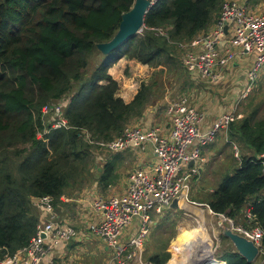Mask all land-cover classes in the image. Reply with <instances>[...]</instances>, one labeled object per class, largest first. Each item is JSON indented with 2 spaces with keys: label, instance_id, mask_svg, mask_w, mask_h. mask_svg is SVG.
Returning <instances> with one entry per match:
<instances>
[{
  "label": "trees",
  "instance_id": "obj_1",
  "mask_svg": "<svg viewBox=\"0 0 264 264\" xmlns=\"http://www.w3.org/2000/svg\"><path fill=\"white\" fill-rule=\"evenodd\" d=\"M134 1L0 0V247L11 254L36 233L39 211L33 197L51 195L57 206L68 189L81 188L97 172L90 166L96 145L84 139L83 130L94 139H112L152 101L155 84L142 83L129 102L116 96L119 83L108 66L126 57L174 73L175 51H180L174 42L191 41L206 31L224 0H157L141 32L102 54L96 45L115 35L122 13ZM154 27L166 28L169 39L156 35ZM96 55L100 63L88 74ZM59 100L65 101L66 125L51 128L44 124L42 109ZM260 105L229 125L226 142H238L247 152L202 202L235 221L251 206L264 229V174L254 162L264 151ZM46 127L44 141L38 132ZM113 166L105 165L99 183L112 180ZM221 239L224 248L227 238ZM225 254L232 257L226 264H255L233 250ZM169 258L164 250L148 262L165 264Z\"/></svg>",
  "mask_w": 264,
  "mask_h": 264
},
{
  "label": "built area",
  "instance_id": "obj_2",
  "mask_svg": "<svg viewBox=\"0 0 264 264\" xmlns=\"http://www.w3.org/2000/svg\"><path fill=\"white\" fill-rule=\"evenodd\" d=\"M151 30L169 39L166 28L154 27ZM174 44L182 52L184 69L210 81L219 80L221 72L234 59L253 54L254 60L244 74L245 85L250 90L264 74V11L252 9L239 0H225L208 31L191 41ZM50 111L52 107L49 105L42 109L44 124L48 122L51 128L66 125L62 116L57 120L49 117L48 121L46 116ZM166 114L170 128L165 136L156 128L128 125L118 136L104 141L92 138L88 131L83 130L85 140L99 146L106 155L124 151L140 153L150 149L155 158L147 166L132 170L123 194L90 200L91 218L85 222L84 230H77L67 219H59L53 196L33 197L32 203L39 211L36 233L12 254L7 248L0 247V264H54L52 253L80 232L99 238L110 249L111 264H152L142 259L143 243L152 224L151 212L160 214L175 198L180 200L187 194L189 177L199 175L205 163L203 147L228 131L236 119V108L223 111L210 126L203 128L206 113L197 109L189 96L181 95L168 103ZM50 127L38 132V137L46 141L45 135ZM234 150L237 157L236 144ZM254 162L262 166L264 174V151L256 155ZM219 215L230 222L232 231L255 244L258 249L256 258L264 264V229L256 222L252 207L244 209L243 224H235L239 220ZM134 220L138 221L137 229L135 233L128 234ZM218 262L214 259L213 264Z\"/></svg>",
  "mask_w": 264,
  "mask_h": 264
},
{
  "label": "rangeland",
  "instance_id": "obj_3",
  "mask_svg": "<svg viewBox=\"0 0 264 264\" xmlns=\"http://www.w3.org/2000/svg\"><path fill=\"white\" fill-rule=\"evenodd\" d=\"M217 17L218 16H216L213 21H215ZM213 23L214 22H212L210 25H212ZM208 30L209 29H207L206 31ZM175 53L178 58V63L176 65V70L173 74H168V72L162 68L152 72V69L155 68L149 67L148 65H146L148 68L126 67L124 69H121L119 79L122 81L124 78H130L131 86L135 87L137 91L142 83H145L147 85H156V92H154L153 94V99L144 109L143 113L137 117H133L128 123L124 125V127L128 125H145L144 121L148 113H150V109L156 110V124L163 122L166 119V117L164 116V111L168 103L181 95L189 96V98L193 101V104L197 107V109L202 111L203 108L212 109L214 114L235 107L236 118L249 113V111H251L255 106L261 104L259 114L261 116H264V74L256 81V83L251 87L250 90H247L244 76L241 74V72H229L228 69H224L221 72L222 76L217 81L204 80L202 78L193 77L191 75L190 78L181 63L182 52L176 50ZM100 60L101 59L99 55L93 57L91 65L90 67H88V74H91L96 64L98 62L100 63ZM118 60H114L108 66V71H114V65L118 62ZM155 75H160L162 77L167 76V79L170 80V82L168 80L165 81V84H167L168 86V90L162 89L163 84L159 83V81L154 79ZM173 76H175L176 78H173ZM86 94L87 92H85L81 96V99L84 98ZM165 95L168 96L167 99H165ZM63 102L65 101L59 100L57 102L48 104L52 107V111H50L48 116H46V118H48V121L49 117L57 118L58 116H62L64 110ZM47 123L48 122H46L45 124ZM151 125L153 126L155 124L153 123ZM226 141H228L227 132L220 134L215 140V143L209 145L206 148V151H212V153L215 154L211 156L209 164H207L203 168V170L200 171L199 177H189L188 192L179 200V207L175 209L165 207L161 213V218L159 216L153 217V220H156L157 224H159L160 229H151V234L149 238V232L147 233L146 240H144L143 243V261L146 262V256L149 254V252L144 250L146 247H148L150 251H153L154 249H156L157 251L158 247H163L165 244H168V251L171 248L173 251V256L171 255V258L167 262V264H193L192 262L196 264L198 261H202L203 263H205L208 262L210 256L214 258L224 251L220 236L221 234H223L222 228L224 226L230 228V222L221 217L220 215H214L212 213L211 215H209L208 213H210L211 210L209 209V207L206 206L207 203L202 201L205 200L208 194L214 190L221 176L227 172H230V170H232L235 165H238L242 154L247 152L242 148V146L238 142L230 140V144ZM234 144H236V146L238 147L237 157L235 155ZM105 157L106 154L100 149L99 146H96L94 149H92V161L90 162V166H92L91 170H94L95 168H101L103 164L109 163V160L105 159ZM111 164L113 165V162H111ZM90 184L91 183H84L79 189L70 188L65 194L77 198L76 192L81 191V189L83 188H89ZM88 200H90V198H88L87 201ZM79 211H75L77 215ZM58 214L59 219H67L68 222L73 225V212L59 211ZM244 221V217H241L239 218L238 223L235 224H243ZM73 222L75 223L74 227L76 228L77 223L75 221ZM85 227L86 223L83 224V228L76 229L80 231L84 230ZM191 229L197 230L195 233L196 237H194L191 242H189L190 244H188V242L185 243L187 245L185 246L183 255L175 262L173 259L175 248L178 242L181 241V234ZM203 235L208 237L210 243L205 242L204 248L201 249L196 247V244L202 241L201 239L204 237ZM72 241L73 240H70L66 244L67 247H64V245H62L63 247H60L55 253H52L54 264L107 263V257L102 251L103 248H101L104 244L100 240H98L99 242H94L93 244H82L80 250H75L74 246H70V243ZM88 242H91V240ZM227 243L232 242L227 241ZM96 244H98L100 247H96ZM229 249H232L231 246L229 247ZM62 255L65 256L63 257ZM197 256H201L203 257V259L194 261ZM260 261V258H255L253 263L260 264ZM109 264H111V261Z\"/></svg>",
  "mask_w": 264,
  "mask_h": 264
},
{
  "label": "crops",
  "instance_id": "obj_4",
  "mask_svg": "<svg viewBox=\"0 0 264 264\" xmlns=\"http://www.w3.org/2000/svg\"><path fill=\"white\" fill-rule=\"evenodd\" d=\"M239 1H240V3L248 5L252 9H255V10L258 9V10L264 11V0H239ZM213 24L210 25L208 29H210L213 26ZM125 58L126 57L120 58V60H118V62L114 65L115 66L114 71L110 70L109 73L119 83V90L117 91L116 96L121 97L125 102H129L134 98L135 94L137 93V89L135 87L131 86L130 78H124L122 81L119 79V76L121 74V69H124L126 67H131V68L132 67L133 68H136V67L148 68V67L146 65L140 64L137 60L128 59V58L125 59ZM253 60H254L253 54L244 56L243 58H236L225 69H228L229 72H232V71H234L235 73L241 72V74L244 76L246 69L251 65ZM160 68L166 70V68L164 66H160L159 68L152 69V72H154ZM185 71L189 77L191 75L193 77L202 78L194 72H189L187 70H185ZM154 77H158L155 80H157V81H159V83L163 84V86H162L163 90L164 89L168 90L167 89L168 86H167V84H165V81L168 80L167 76L162 77L160 75H155ZM173 78H176V77L173 76ZM131 79H132V77H131ZM202 79H204V78H202ZM204 80H208V79H204ZM168 81L170 82V80H168ZM167 98H168V96L165 95V99H167ZM203 111L206 113V118L202 124V127L207 128L208 126H210L212 124V122L216 119V117L220 113H222L224 110L220 111L216 114H214L212 109L203 108ZM149 112L150 113H148V115L146 116L145 121H144L145 125H142V127L146 128V129L156 128L159 130V133L161 135L165 136L168 133L169 128H170V120L166 114V108L164 111V113H165L164 116L166 117V119L159 124H156V121H157V119L155 117L156 110L150 109ZM153 123L155 125L152 126L151 124H153ZM213 143H215V142H213ZM213 143H211V144H213ZM211 144H209V145H211ZM209 145H206L205 147H203L202 154L204 155L205 163L202 167V170L207 164H209V160H210L211 156L213 154H215V153H212V151H206V148ZM154 158H155L154 154L152 153V151L150 149H148L145 152H140V153H133L131 151H124V152H117V153H114L112 155H106L105 159H108L109 163L113 162V164H114L113 175L111 176L112 180L107 185H105L104 183L98 182V178L100 176V173L103 172V170H105L106 164H103L101 166V168H98L97 172L94 173L92 180L89 182V183H91L89 188H86V189L83 188V189H81V191L76 192L77 198H75L71 195L64 194L61 197V202H60L61 204L59 203L60 205L58 204V206H55V210L58 213H59V211L60 212L61 211L73 212L74 219L73 218H72L73 220L71 219L73 226H75V223L73 222V221H75L77 223V227H76L77 229L83 228V224L85 222L89 221V219L91 218V216H90L91 210H90V206H89L91 199H93L94 197H100V196L123 194L126 190L127 185H128L129 176H130V173L132 172V170L135 168H138V167L147 166L148 164L153 162ZM199 175L191 176V177H199ZM88 198H90V200L87 201ZM206 206L209 207L207 204H206ZM168 208H171V207L169 206ZM209 209H210V207H209ZM75 211L76 212L79 211L78 215ZM211 213L214 215H219V214L214 213L212 210L208 214L211 215ZM223 215H225V214H223ZM150 216L152 219V224L149 226L150 231H148L149 232L148 238L151 234V229L152 230H159L160 229L159 224H157L156 220L155 221L153 220V217L159 216L161 218V213L159 214V213L153 211V212H151ZM137 223H138L137 220L133 221L132 226L128 230V234L135 233V231L137 229ZM220 237L226 238L225 236H223V234H221ZM72 240L73 241L70 243V246H74L75 250H77V249L80 250L82 244H86V243L93 244L94 242H99L98 240H100V239H98L97 237H94L93 235H91L89 233L80 232V234ZM90 240H91V242H88ZM227 240H229V239L227 238ZM227 240H226V244H225L226 247L224 246V251L221 252L220 255H217L216 257H214V259L219 261L218 262L219 264H226L229 259H232V257L229 254H225V252H229L230 246L232 248L231 250L238 252L232 243H227ZM167 245L168 244H165L163 247H158L157 251H156V249H154L153 251H150L149 248L146 247L144 250L149 252V254L146 256V262H148L149 256H152L154 254H158L160 252L163 253L164 250L169 252L170 258H171V255L173 256V251H172V248L168 251ZM98 246L99 245L96 244V247H98ZM61 247H63V246L61 245ZM64 247H67L66 244H64ZM101 248H103V250L102 249L101 250L105 253V256L107 257V260H108L107 263L106 262L105 263L109 264L111 259H112L111 258L112 257L111 251H110V249H107L105 244ZM62 256L64 257L65 255H62ZM170 258H169V260H170ZM167 262L165 264H167Z\"/></svg>",
  "mask_w": 264,
  "mask_h": 264
},
{
  "label": "water",
  "instance_id": "obj_5",
  "mask_svg": "<svg viewBox=\"0 0 264 264\" xmlns=\"http://www.w3.org/2000/svg\"><path fill=\"white\" fill-rule=\"evenodd\" d=\"M156 1L135 0L131 8L128 11L122 13L118 30L116 31L115 35L109 41L101 42L96 45L101 53L104 55H108L117 47L138 34L144 26V19L147 11ZM226 31L227 26L225 27V32ZM170 207L178 208L179 198H175L172 201ZM222 230L223 236H225L232 242L238 253L247 262H253L255 260L258 249L252 241L232 231V229L229 227L224 226Z\"/></svg>",
  "mask_w": 264,
  "mask_h": 264
},
{
  "label": "bare ground",
  "instance_id": "obj_6",
  "mask_svg": "<svg viewBox=\"0 0 264 264\" xmlns=\"http://www.w3.org/2000/svg\"><path fill=\"white\" fill-rule=\"evenodd\" d=\"M196 231L197 230L191 229V230H187L181 234V241L178 242V244L176 245V248H175V253H174V258H173L175 262L177 261V259L181 258V256L183 255V251L185 249V246L187 245L185 243L188 242V244H190L189 242H191V240L194 237H196V235H195ZM203 236H204L203 238L201 237L202 241H200L196 244V247L201 248V249L204 248L205 242L210 243L208 237L205 235H203ZM208 246H209V244H208ZM202 259H203V257L197 256L196 259H194V261H198V260H202ZM213 261H214V258H212L210 256L208 259V262H205L204 264H213ZM192 263L194 264V262H192ZM201 263L203 264L202 261L201 262L198 261L196 264H201Z\"/></svg>",
  "mask_w": 264,
  "mask_h": 264
}]
</instances>
